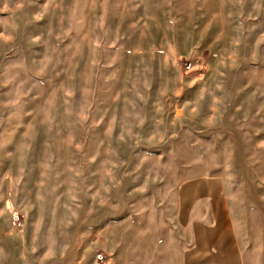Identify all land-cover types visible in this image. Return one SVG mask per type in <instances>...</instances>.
I'll return each instance as SVG.
<instances>
[{"label":"rangeland","instance_id":"1","mask_svg":"<svg viewBox=\"0 0 264 264\" xmlns=\"http://www.w3.org/2000/svg\"><path fill=\"white\" fill-rule=\"evenodd\" d=\"M0 264H264V0H0Z\"/></svg>","mask_w":264,"mask_h":264},{"label":"built area","instance_id":"2","mask_svg":"<svg viewBox=\"0 0 264 264\" xmlns=\"http://www.w3.org/2000/svg\"><path fill=\"white\" fill-rule=\"evenodd\" d=\"M18 218V217H17Z\"/></svg>","mask_w":264,"mask_h":264}]
</instances>
